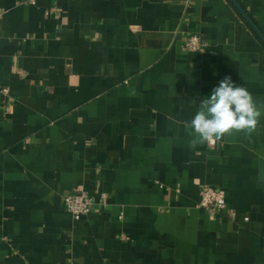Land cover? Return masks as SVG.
Here are the masks:
<instances>
[{"label": "crops", "instance_id": "obj_1", "mask_svg": "<svg viewBox=\"0 0 264 264\" xmlns=\"http://www.w3.org/2000/svg\"><path fill=\"white\" fill-rule=\"evenodd\" d=\"M263 38L264 0H0V264H264V116L184 127L226 76L264 106Z\"/></svg>", "mask_w": 264, "mask_h": 264}, {"label": "clouds", "instance_id": "obj_2", "mask_svg": "<svg viewBox=\"0 0 264 264\" xmlns=\"http://www.w3.org/2000/svg\"><path fill=\"white\" fill-rule=\"evenodd\" d=\"M262 116L264 106H258L247 88L236 86L231 77L226 76L200 101L198 110L184 122V127L193 137L190 147L195 148L197 144L215 143L226 135H251Z\"/></svg>", "mask_w": 264, "mask_h": 264}, {"label": "built area", "instance_id": "obj_3", "mask_svg": "<svg viewBox=\"0 0 264 264\" xmlns=\"http://www.w3.org/2000/svg\"><path fill=\"white\" fill-rule=\"evenodd\" d=\"M203 44L197 35H190L184 43L187 50L200 49ZM67 210L73 218H79L90 211L91 198L82 189H74L64 197ZM197 206L210 214H216L226 207L224 194L212 185H202L199 190Z\"/></svg>", "mask_w": 264, "mask_h": 264}, {"label": "water", "instance_id": "obj_4", "mask_svg": "<svg viewBox=\"0 0 264 264\" xmlns=\"http://www.w3.org/2000/svg\"><path fill=\"white\" fill-rule=\"evenodd\" d=\"M264 39V38H263Z\"/></svg>", "mask_w": 264, "mask_h": 264}]
</instances>
